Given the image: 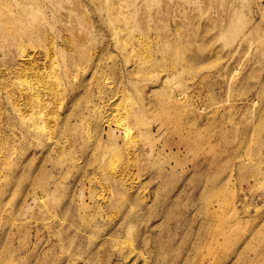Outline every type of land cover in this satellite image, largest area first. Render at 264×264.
Listing matches in <instances>:
<instances>
[{"label":"rangeland","instance_id":"374dc122","mask_svg":"<svg viewBox=\"0 0 264 264\" xmlns=\"http://www.w3.org/2000/svg\"><path fill=\"white\" fill-rule=\"evenodd\" d=\"M0 264H264V0H0Z\"/></svg>","mask_w":264,"mask_h":264},{"label":"bare ground","instance_id":"6f19581e","mask_svg":"<svg viewBox=\"0 0 264 264\" xmlns=\"http://www.w3.org/2000/svg\"><path fill=\"white\" fill-rule=\"evenodd\" d=\"M116 154L118 155V153H116ZM116 154H115V155H116ZM120 156H121V155H120ZM109 164H110V163H109ZM212 214H214V212H213V211H212Z\"/></svg>","mask_w":264,"mask_h":264}]
</instances>
